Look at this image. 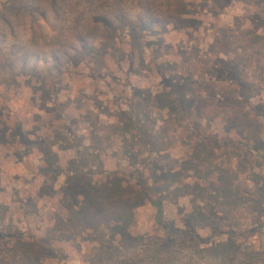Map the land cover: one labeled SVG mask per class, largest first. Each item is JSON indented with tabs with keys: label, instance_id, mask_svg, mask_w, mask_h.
Here are the masks:
<instances>
[{
	"label": "rangeland",
	"instance_id": "obj_1",
	"mask_svg": "<svg viewBox=\"0 0 264 264\" xmlns=\"http://www.w3.org/2000/svg\"><path fill=\"white\" fill-rule=\"evenodd\" d=\"M260 252L264 0H0V264Z\"/></svg>",
	"mask_w": 264,
	"mask_h": 264
},
{
	"label": "trees",
	"instance_id": "obj_2",
	"mask_svg": "<svg viewBox=\"0 0 264 264\" xmlns=\"http://www.w3.org/2000/svg\"><path fill=\"white\" fill-rule=\"evenodd\" d=\"M239 43H241V45H243V46L245 45L244 48L246 50H249L248 46H246V44H248L247 41H244V42L240 41ZM257 60H259V57H257L253 61H257ZM165 142H166V139H165ZM144 143H149V138L148 137L144 140ZM144 143L141 144V145L143 146ZM128 152L129 153H135L131 148L128 150ZM138 156H139V154L137 152L135 157H138ZM139 182L141 183V185H140L141 188H140V191L138 192V194L136 196V201L137 202H135L134 204L141 205L143 202L148 201L157 210V221H158V223L163 224L164 208H163L162 203L160 201L154 200L152 198V196L150 195L149 184L146 183V181L140 180ZM180 243H181V245L184 244L183 242H180ZM223 250H225V249H222V251ZM155 257H157V255H155ZM220 258H222L223 260L227 259L226 256H220ZM246 262H245V264H264V252L253 253L252 255H250V257L248 258V261H246ZM160 264H165V262H163V263L161 262Z\"/></svg>",
	"mask_w": 264,
	"mask_h": 264
}]
</instances>
